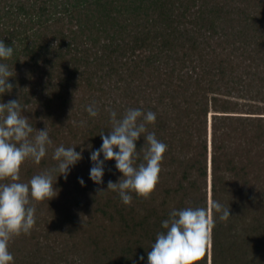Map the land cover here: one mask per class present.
Instances as JSON below:
<instances>
[{"label": "trees", "instance_id": "16d2710c", "mask_svg": "<svg viewBox=\"0 0 264 264\" xmlns=\"http://www.w3.org/2000/svg\"><path fill=\"white\" fill-rule=\"evenodd\" d=\"M0 39L14 47L0 102L19 100L53 142L21 181L54 168L60 145L82 154L36 204L31 234L10 243L15 264H147L170 212L209 198L230 218L217 214L197 264H264V0H0ZM129 108L156 113L148 131L168 146L151 198L133 193L130 206L98 194L122 176L114 160L102 184L90 179L109 112Z\"/></svg>", "mask_w": 264, "mask_h": 264}, {"label": "clouds", "instance_id": "9594fccd", "mask_svg": "<svg viewBox=\"0 0 264 264\" xmlns=\"http://www.w3.org/2000/svg\"><path fill=\"white\" fill-rule=\"evenodd\" d=\"M14 55V47L0 39V95L11 92L14 77L7 63ZM19 100L0 102V264H15L9 250L10 243L21 235H30L36 224V204L49 201L58 195L54 187L57 177L67 179L71 166L82 160L75 147L60 145L54 149V168L33 175L27 182L21 181V169L27 161L39 165L52 145L47 128L36 130L23 115ZM90 117H97L95 104L88 105ZM111 130L102 138L99 149L92 151L90 179L97 185L103 183L104 162L114 160L116 169L122 173L118 182L109 181L107 190L118 193L124 205H131L133 193L142 199H150L159 183L161 164L167 144L160 141L147 125L155 124L156 113H144L140 108L127 109L121 118L117 112H109ZM81 126L86 122L81 121ZM144 138L143 147L137 150L136 142ZM114 149H118L115 151ZM101 154L103 160L100 159ZM138 161H140L138 163ZM81 186L85 185L82 178ZM229 206L209 198L204 207L173 209L169 218L162 221L161 231L156 235L147 253V264H197L205 257L213 242L216 217L221 222L230 218ZM143 260V257H140Z\"/></svg>", "mask_w": 264, "mask_h": 264}, {"label": "rangeland", "instance_id": "374dc122", "mask_svg": "<svg viewBox=\"0 0 264 264\" xmlns=\"http://www.w3.org/2000/svg\"><path fill=\"white\" fill-rule=\"evenodd\" d=\"M209 119H210V117H208V140H209V134H210V129H209Z\"/></svg>", "mask_w": 264, "mask_h": 264}]
</instances>
